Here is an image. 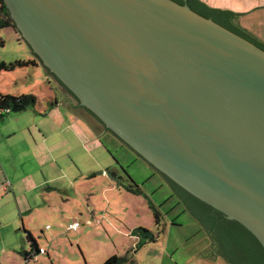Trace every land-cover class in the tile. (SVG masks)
I'll use <instances>...</instances> for the list:
<instances>
[{
    "label": "water",
    "instance_id": "obj_1",
    "mask_svg": "<svg viewBox=\"0 0 264 264\" xmlns=\"http://www.w3.org/2000/svg\"><path fill=\"white\" fill-rule=\"evenodd\" d=\"M183 1L3 3L78 107L264 250V51Z\"/></svg>",
    "mask_w": 264,
    "mask_h": 264
},
{
    "label": "rangeland",
    "instance_id": "obj_2",
    "mask_svg": "<svg viewBox=\"0 0 264 264\" xmlns=\"http://www.w3.org/2000/svg\"><path fill=\"white\" fill-rule=\"evenodd\" d=\"M0 40L3 43V45L0 44V61L7 65L16 62L24 65L23 67L15 65L13 70L8 72L0 71L1 96L33 95L37 104L34 110L28 109L20 113L11 112L7 114L4 118L6 122L0 124V143L5 137L16 133L14 140L3 141L9 146L5 149H9L8 154L12 158L18 152L27 154L25 149L19 151V147H24L25 144L18 147V142L22 141L25 135L27 136L29 133L28 124L23 125L22 120L31 119L32 123L34 121L41 122L44 118L43 113L50 108L51 102L54 103L56 99L60 103L62 95L59 89H64L41 67H34V65L29 64L34 58L22 40L19 41L14 29H1ZM71 101L77 105L74 100ZM33 112L41 117H32L30 113L33 114ZM87 116L97 124L99 129L105 131V128L96 119L88 113ZM33 136H36V132L33 133ZM112 138V134L101 137L100 153L91 149L90 145H86L83 149V155L81 159H78L79 162H82L79 165L82 177L78 178L72 185V194H70V198H66L67 202H65L64 207L60 205L55 210L57 212L55 219L61 227H57L51 214L49 219L38 224L33 239L36 241L35 244L42 248V252L34 256L29 263L102 264L112 256H124L128 247L135 243V238L131 237V232L138 228L151 231L156 236L159 232L160 240L164 238L161 243H151V248H143L151 245L148 244L136 249H139L138 256L142 255L141 264L150 262L152 264H166V260L163 263L157 259L159 262L154 261L153 256L162 251V244L167 242L170 246L172 241L177 243L178 249L173 256L179 262L184 259L183 254L186 250L184 240H188L190 245L193 244L189 246L195 251L209 246L208 249L210 248V250L207 251L206 249V254L217 255L218 247L211 246V240L206 236L207 230L204 231L198 221L186 212L185 207L179 202L173 190L143 159L128 149L126 145L120 142L116 144V140ZM35 139L38 137L36 136ZM0 147L2 148V146ZM93 161L94 163L95 161L100 162L99 173L96 172L97 167ZM110 161L112 162L111 165ZM27 165L32 167L30 161H27ZM69 169L71 170V167ZM131 182L140 188L139 194L127 191L126 188L130 187ZM6 183L10 187V182L6 181ZM67 190L70 191L69 188ZM74 207L80 210L72 216L71 211ZM150 207L157 209L161 215L159 217V225L161 226L158 232L155 231L158 226L155 225ZM61 212L64 214L61 215ZM69 223H78L79 227L74 231L68 230ZM171 223H174L175 226L171 227ZM164 225H167V230H165L163 237ZM24 239L26 241L25 248L29 251L30 248L27 243L29 237H24ZM169 246H167L168 249ZM19 248L16 249L17 252ZM48 254L51 257L49 260L47 259L49 258ZM16 257L18 256H12L11 252L1 256L0 250L2 262H13L20 259L21 264H24L23 257Z\"/></svg>",
    "mask_w": 264,
    "mask_h": 264
},
{
    "label": "crops",
    "instance_id": "obj_3",
    "mask_svg": "<svg viewBox=\"0 0 264 264\" xmlns=\"http://www.w3.org/2000/svg\"><path fill=\"white\" fill-rule=\"evenodd\" d=\"M196 1L217 11H230L234 15L232 24L264 46V0ZM59 92L62 95L60 103L56 99L54 103L51 102L52 105L50 104V108L43 113L44 118H42L41 122L34 121L37 123H32L31 119L22 120L23 125L28 124L29 128L27 130L29 133L27 136L25 135L22 141L18 142V147L25 144L26 146L19 147V151L25 149L24 151H27L26 155L24 152H18L10 158L9 149H5V147L9 148V146L3 141L14 140L16 133L5 137L0 143V146H2V148L0 147V189L6 181L10 182L8 190L0 191L1 256L11 252L12 256L23 257L24 264H34L29 262L32 261L34 256L42 252V248L36 245L38 251L33 254V257L28 260L24 259L22 251H28L25 248L26 241L24 237L31 236L34 238L38 224H42L49 219L50 214L51 217L53 216L52 220H54L57 227H61L57 219H55L57 217L55 210L60 205L64 207L65 202H67L66 198H70V194H72V185L78 178L82 177L79 166L82 162H79L78 159H81L85 146L90 145L91 149H95L96 152L100 153V147H102L100 143L101 137L107 134L111 135L106 130L99 129L97 124L87 116V112L78 107V103L77 105L73 104L70 98L72 96L65 89L62 90L60 88ZM31 109L34 110V108ZM30 114L35 118L41 117L34 112ZM2 121L0 122L1 125L6 122L4 119ZM35 132L38 139L33 136ZM113 138V140H116V144L117 142L122 143L117 138ZM27 161L31 162L32 167H28ZM111 163L110 161V165ZM94 164L97 167L96 172L99 173L101 169L100 162L95 161ZM69 167H71V170ZM68 188L70 191L67 190ZM79 210L74 207L71 215L74 216V213L76 211L79 212ZM62 214L64 212H61ZM72 224L74 223H69V226ZM155 225L158 226L155 229L158 232L161 225ZM172 226L175 225L171 223ZM163 229L162 235L164 237L167 225H164ZM159 235L160 233L158 232L157 239L153 243H161V240H164V238L160 240ZM131 237L135 238V243H132L127 251L135 248L134 246L138 243L137 237ZM187 241L184 240L186 242L184 246L186 250L183 254L184 259L180 262L173 256L178 249L177 243L174 241L171 242L170 246L167 242L162 244V251L157 252L153 256L155 258L154 261L159 262L157 260H160L163 263L166 260V264H228L218 254H206L205 250H210V248L208 249L209 246L195 251L190 247L193 244L190 245ZM210 244L211 246L214 245L213 242H210ZM151 246L152 244L143 248H151ZM167 246L170 248L168 249ZM17 248H19L18 252ZM138 251L139 249H135L137 253L134 254V264H141L142 255L140 254L139 257ZM47 256L49 257L47 258L48 260L51 259L49 254ZM0 264H21V262L20 259L13 262H2L0 260Z\"/></svg>",
    "mask_w": 264,
    "mask_h": 264
},
{
    "label": "trees",
    "instance_id": "obj_4",
    "mask_svg": "<svg viewBox=\"0 0 264 264\" xmlns=\"http://www.w3.org/2000/svg\"><path fill=\"white\" fill-rule=\"evenodd\" d=\"M174 2L179 3L180 5L185 4L183 0H172ZM187 5L189 8L196 12L201 17L206 19H212L214 23L229 29V31L236 33L245 38V40L250 43L258 46L261 50L264 51V47L261 44L257 43L252 39L251 36L245 34V32L239 30L232 24L233 15L229 12H220L214 10L213 8H208L198 1L187 0ZM9 12L5 7L3 0H0V30L6 28H12L15 30L16 34L19 37V41H21L18 29L16 28L14 22L9 17ZM0 44L3 45L2 40H0ZM29 50V49H28ZM31 54V51H29ZM39 60L36 58L30 65H34V67L39 66ZM18 65V67H23V63H13V64H5L0 61V71L8 72L13 70V67ZM44 69V68H43ZM46 73L48 70L44 69ZM58 82V80L56 79ZM58 84L66 90V88L58 82ZM73 98V97H72ZM74 99V98H73ZM75 100V99H74ZM76 103H78L75 100ZM36 100L33 95H25L20 97L15 96H1L0 94V122L5 118L7 114L11 112H24L30 108H35ZM84 111L89 113L94 119L97 120L95 116L92 115L88 110L81 107ZM99 124H101L104 128L105 126L97 120ZM107 132L113 135L110 130L106 129ZM113 137H115L113 135ZM117 138V137H115ZM118 139V138H117ZM129 148V147H128ZM139 157V156H138ZM140 158V157H139ZM142 159V158H141ZM152 168V167H151ZM153 169V168H152ZM122 170V168H121ZM155 170V169H153ZM156 171V170H155ZM159 173L158 171H156ZM160 174V173H159ZM168 185H170L173 193L177 196V199L180 203L183 204L185 210H190L193 212L194 216L197 217L198 221L203 224L206 228L207 237L213 242L215 246H217L218 255L222 257L224 261L228 264H264V250L263 247L257 242L255 237L249 233L247 229L243 226L239 225L236 221H230L224 218V214L214 210L209 207L207 204L201 202L200 200L194 198L190 193L186 192L182 188L178 187L174 182L165 176L161 175ZM131 181V180H130ZM132 183V182H131ZM127 191L139 194L140 188L132 183L130 187L126 188ZM152 211V216L155 221V224H159V214L158 210L154 207H150ZM174 224V223H172ZM131 236L138 238V243L135 246V249L138 247L144 246L149 243H153L156 241V234L151 231L142 230V228H138L131 232ZM29 237L28 244L30 245V251H22V255L25 257L24 259L28 260L33 257V254L38 250L36 249V244L34 239L31 236ZM135 249H129L124 256L116 257L112 256L105 260L102 264H134V254Z\"/></svg>",
    "mask_w": 264,
    "mask_h": 264
},
{
    "label": "built area",
    "instance_id": "obj_5",
    "mask_svg": "<svg viewBox=\"0 0 264 264\" xmlns=\"http://www.w3.org/2000/svg\"><path fill=\"white\" fill-rule=\"evenodd\" d=\"M8 188H9V185H8L7 183H5V184L1 187L0 191H6V190H8ZM78 227H79L78 223H74V224L70 225V226L68 227V229L74 231V230H75L76 228H78Z\"/></svg>",
    "mask_w": 264,
    "mask_h": 264
},
{
    "label": "flooded vegetation",
    "instance_id": "obj_6",
    "mask_svg": "<svg viewBox=\"0 0 264 264\" xmlns=\"http://www.w3.org/2000/svg\"><path fill=\"white\" fill-rule=\"evenodd\" d=\"M31 56L34 58V60L36 59V57L34 56V54L31 52ZM47 74L50 76V77H52V79L54 80V81H56V79L49 73V72H47ZM57 82V81H56ZM58 83V82H57ZM71 99L72 100H74L72 97H71ZM75 101V100H74Z\"/></svg>",
    "mask_w": 264,
    "mask_h": 264
}]
</instances>
